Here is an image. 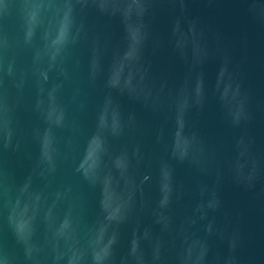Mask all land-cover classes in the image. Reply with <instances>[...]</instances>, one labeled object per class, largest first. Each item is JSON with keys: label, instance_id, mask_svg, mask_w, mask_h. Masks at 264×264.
<instances>
[{"label": "water", "instance_id": "obj_1", "mask_svg": "<svg viewBox=\"0 0 264 264\" xmlns=\"http://www.w3.org/2000/svg\"><path fill=\"white\" fill-rule=\"evenodd\" d=\"M0 264H264V0H0Z\"/></svg>", "mask_w": 264, "mask_h": 264}]
</instances>
